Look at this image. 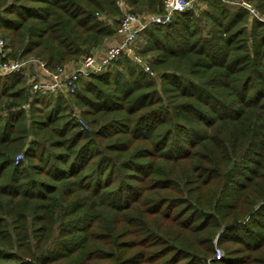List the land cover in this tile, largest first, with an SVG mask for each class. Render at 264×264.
I'll return each instance as SVG.
<instances>
[{"label":"trees","instance_id":"16d2710c","mask_svg":"<svg viewBox=\"0 0 264 264\" xmlns=\"http://www.w3.org/2000/svg\"><path fill=\"white\" fill-rule=\"evenodd\" d=\"M204 3L140 30L153 75H78L71 105L0 75V264H264V23ZM162 6L0 0V37L53 70Z\"/></svg>","mask_w":264,"mask_h":264},{"label":"built area","instance_id":"2783aa9c","mask_svg":"<svg viewBox=\"0 0 264 264\" xmlns=\"http://www.w3.org/2000/svg\"><path fill=\"white\" fill-rule=\"evenodd\" d=\"M205 0H163L162 13L147 14L140 17L136 14L127 13L116 30V36L119 38L117 44L113 43L106 46L100 54L92 53L85 55L78 63L73 66H58L51 70L47 68L43 61L28 57L26 59H10L7 58L6 42L0 37V72H27L31 70L32 74L28 75V89L29 92L34 93H56L61 90L65 93L73 94L77 87V77L81 75L87 77L93 73H101L106 71L111 63L115 61L118 56L125 54L131 63L140 66L146 73L153 75L150 68V60L141 55L135 44L138 42L140 30L148 22H162L168 21L177 12H183L189 9H196L200 2ZM228 2L235 7L245 9L250 19L256 18L264 23V12H260L258 7L249 0H221ZM122 37V39H120ZM122 42H121V41ZM73 117L79 124H83L78 113L73 112ZM22 152L15 157L17 163L22 159ZM218 255L221 252L217 251ZM218 255L216 257H218Z\"/></svg>","mask_w":264,"mask_h":264},{"label":"rangeland","instance_id":"374dc122","mask_svg":"<svg viewBox=\"0 0 264 264\" xmlns=\"http://www.w3.org/2000/svg\"><path fill=\"white\" fill-rule=\"evenodd\" d=\"M120 5H121V8L123 9V5H122V3H120ZM201 6V5H200ZM198 8V7H197ZM127 13H132L131 11L130 12H128V11H126L125 12V14L124 15H126ZM248 13V12H247ZM133 14V13H132ZM123 20V18H121V20H120V23H121V21ZM119 23V24H120ZM119 26V25H118ZM118 28V27H117ZM114 40H116V41H114V42H112V43H110V44H113V43H116L117 44V42H118V37L115 35L114 36ZM120 39H122V37L120 38ZM121 41V40H120ZM122 42V41H121ZM119 43V42H118ZM143 43H144V41L139 37L138 38V42L135 44V46H134V48H136V50L139 52V50L140 49H142V45H143ZM110 44H107V45H105V46H103V48H105L106 46H108V45H110ZM99 48V47H98ZM97 48V49H98ZM6 49H7V47H6ZM7 52H8V49H7ZM96 51L94 50L92 53H95ZM141 53V52H140ZM143 55V54H142ZM8 56V55H7ZM146 58H148V59H150L147 55H144ZM7 58H9V57H7ZM124 60H125V63L126 62H128L129 64H131V65H133L131 62H130V60H128V58L126 57V55L125 54H121L120 56H118V58H116L115 59V61H113L112 63H111V65H110V67L106 70V71H109V70H112L113 69V71L114 70H117V69H114L115 67H113V65H115V64H118L119 65V63H121V61H123L124 62ZM73 65H74V63H73ZM128 66V65H127ZM120 68V67H119ZM151 68V67H150ZM152 71V70H151ZM27 73H29L30 75L32 74V72H31V70L30 69H28L27 70V72H24V73H22V74H24V75H22L23 76V78H22V81L19 83V86H21V85H23V86H27V84H28V75H26ZM152 73H154L153 71H152ZM1 74H8V73H3L2 71L0 72V75ZM148 74V73H147ZM148 75H150V74H148ZM62 93H64L65 95H63L62 94V96H63V100H64V104H70L71 105V103L73 102V98H72V96L71 95H68V94H66L65 92H62ZM41 94V93H40ZM44 94V93H43ZM28 111V110H27ZM73 112H76V113H78V115H79V109H76V111H71V109H70V113H69V116H68V118H67V120L68 121H70L71 119L74 121V119H77L78 118V116L76 115L75 117H73ZM79 117H80V115H79ZM5 118H3L2 119V121L4 120ZM76 122V121H75ZM80 126V128H82L83 130H88L89 129V126L88 125H86V124H80L79 125ZM75 129H78V127L77 128H75ZM74 129V130H75ZM184 147L182 148V149H177V150H173V152L174 153H176V154H181L182 152H185V151H187L188 149H189V147H190V144H185V145H183ZM19 154V153H18ZM17 154V155H18ZM16 157V156H15ZM24 158V154H23V156H22V159ZM21 160V159H20ZM121 178H118V179H115V183H117V182H119V180H120ZM222 254V253H221Z\"/></svg>","mask_w":264,"mask_h":264},{"label":"crops","instance_id":"0c3cea01","mask_svg":"<svg viewBox=\"0 0 264 264\" xmlns=\"http://www.w3.org/2000/svg\"><path fill=\"white\" fill-rule=\"evenodd\" d=\"M199 5H201V6H205V3L204 2H200V4ZM145 15H147V14H145ZM144 16V15H143ZM115 38H113L111 41H109V42H106V43H104L101 47H99L98 49H96L95 51V53L96 54H100L102 51H98V50H103L104 48H103V46H105V45H107V44H109V43H112V42H114V41H116V40H114ZM68 66H73V64H70V65H68Z\"/></svg>","mask_w":264,"mask_h":264},{"label":"water","instance_id":"95a60500","mask_svg":"<svg viewBox=\"0 0 264 264\" xmlns=\"http://www.w3.org/2000/svg\"><path fill=\"white\" fill-rule=\"evenodd\" d=\"M220 232V231H219Z\"/></svg>","mask_w":264,"mask_h":264}]
</instances>
